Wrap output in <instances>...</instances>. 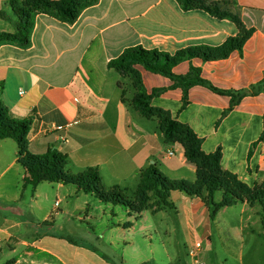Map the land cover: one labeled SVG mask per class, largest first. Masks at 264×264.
I'll return each mask as SVG.
<instances>
[{"label":"crops","instance_id":"0c3cea01","mask_svg":"<svg viewBox=\"0 0 264 264\" xmlns=\"http://www.w3.org/2000/svg\"><path fill=\"white\" fill-rule=\"evenodd\" d=\"M196 1L197 6L185 9L178 0H99L84 8L74 23L39 13L28 48L1 45L3 101L16 119H33L28 151L35 155L59 151L68 158L66 172L73 175L96 168L104 188L132 186L151 164L171 180L196 181L197 168L188 162L185 148L165 140L158 118L148 119L130 105L140 90L134 79L109 67L132 47L174 55L193 46L219 47L239 37L240 28L230 16L219 17L206 9L221 3L229 14L239 16L246 31L252 30L242 51L234 50L216 61L192 58L175 66L173 73L188 76L192 68L200 69V77L212 87L235 94L260 84L264 80V0ZM0 12L8 18L0 16V34H14L17 17L9 0H0ZM133 70L146 95L161 91L152 98L151 107L189 126L205 154L220 151L223 171L251 188L262 181L264 92L249 93L231 107V95L201 84L185 94L169 77L139 65ZM16 145L11 148L0 141V264H124V255L110 257L90 243L63 235L57 228L59 202L53 199L64 200L63 210L81 217L88 215L93 196L111 204L74 184L43 182L23 188L25 173ZM170 198L181 225L195 243L208 241L206 252H211L212 223L228 207L211 220L201 198L182 191H173ZM242 205L245 213L249 206ZM132 227V223L122 224L114 229L125 233ZM261 230L259 237L264 238V226ZM232 231L243 239V226ZM239 256L242 261L243 255ZM143 260L137 264L149 261ZM202 264H206L203 259Z\"/></svg>","mask_w":264,"mask_h":264},{"label":"trees","instance_id":"16d2710c","mask_svg":"<svg viewBox=\"0 0 264 264\" xmlns=\"http://www.w3.org/2000/svg\"><path fill=\"white\" fill-rule=\"evenodd\" d=\"M99 0H9L16 17V32L14 34L1 33L0 46L3 44H14L21 48H28L31 45V35L35 26V17L39 13L52 14L64 22L74 23L80 12L89 6L96 4ZM185 9H190L199 3L196 0H178ZM200 3H203L202 1ZM221 4L215 3L206 9L213 15L219 17L230 16L240 28V36L229 39L219 47L193 46L178 51L171 55L166 52L153 49L148 50L141 46L132 47L124 51L118 58L109 63V67L120 73H128L140 90L132 100V108L142 116L160 120L159 127L167 142L180 143L186 152L188 162L197 168L196 181H175L168 178L156 165L151 164L141 172L138 199L146 201V193L153 191L159 196H171L173 191H182L190 197H198L203 200L210 212L211 220H214L218 212L224 207L234 206L237 203H244L245 200H256L264 196V183L262 187L256 184L253 188L241 182L237 176L225 172L221 168L220 151L214 154H205L201 149V140L192 129L180 122L172 120L162 110L153 109L151 100L161 91H154L146 95L140 85V76L133 66H142L146 70L171 78L177 85L183 87L185 94L190 87L201 84L215 91H219L200 77V69L192 68L188 76H177L173 68L179 63L192 58H201L204 61H216L228 58L234 50L242 51L243 46L252 30L246 31L238 15H231L222 10ZM2 18H7L4 12H0ZM221 93L233 97L232 106L238 104L245 95L264 92V80L253 86L248 92ZM4 85L0 84V141L13 139L19 146L18 163L24 170L22 187H37L43 182L61 183L64 185L74 184L80 191L95 194L102 202L113 206L122 205L141 214L128 203V198L119 187L114 192H103L100 187L102 179L98 169L89 168L84 173L73 175L66 172L68 158L57 150H50L43 155H35L28 151V135L30 133L33 119H16L3 101ZM231 109V108H230ZM264 140V135L261 137ZM252 153V152H251ZM222 192L223 197L216 201V194ZM173 206V204H171ZM130 227L129 224L125 225Z\"/></svg>","mask_w":264,"mask_h":264},{"label":"rangeland","instance_id":"374dc122","mask_svg":"<svg viewBox=\"0 0 264 264\" xmlns=\"http://www.w3.org/2000/svg\"><path fill=\"white\" fill-rule=\"evenodd\" d=\"M220 6L222 10L225 9L223 4ZM5 142L10 144L11 148H17L13 139H7ZM263 183L264 178L258 186L262 187ZM138 186L139 181H136L130 187L104 188L101 185L100 189L108 193L114 192L119 187L125 192L130 206L143 212L147 211L141 212L142 216L122 205H104L93 196L88 215L81 217L71 211H64L66 202L54 198V202H59L58 230L78 243L94 245L98 251L110 257H113L111 254L118 255L119 258L124 255L126 260L124 264H137L138 259H144L145 262L149 260L145 264H195L190 255V250L195 245V238L189 234L185 226L181 225L175 206L171 205L172 199L148 191L146 201L140 202ZM30 190L27 192L29 193ZM221 199L222 192H218L216 201ZM244 203L249 206L245 213L242 212L243 203L239 202L226 208L217 221L212 223L211 252H206L208 241L202 242V259L206 264H264V238L259 237L264 226V196L253 201L245 200ZM55 218L56 216L53 220ZM131 223L132 230L125 233L114 229L115 226L131 225ZM237 226L244 227L242 240L232 231ZM124 234L127 235L126 239L123 238ZM110 240L114 241L113 245H110ZM239 255H243L242 261ZM118 260L121 262V259Z\"/></svg>","mask_w":264,"mask_h":264},{"label":"built area","instance_id":"2783aa9c","mask_svg":"<svg viewBox=\"0 0 264 264\" xmlns=\"http://www.w3.org/2000/svg\"><path fill=\"white\" fill-rule=\"evenodd\" d=\"M172 155V153L170 154ZM202 252H203V244L202 242H197L190 250V255L194 259L195 264H202Z\"/></svg>","mask_w":264,"mask_h":264}]
</instances>
